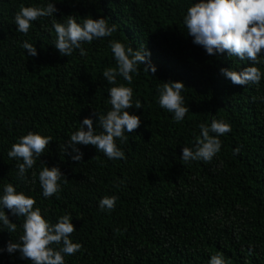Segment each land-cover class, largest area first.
<instances>
[{
  "label": "trees",
  "instance_id": "obj_1",
  "mask_svg": "<svg viewBox=\"0 0 264 264\" xmlns=\"http://www.w3.org/2000/svg\"><path fill=\"white\" fill-rule=\"evenodd\" d=\"M49 2L57 8L52 17L33 21L27 35L17 31L14 16L21 6ZM196 2L0 0V194L11 183L35 199L34 207L50 223L70 215L76 229L70 239L83 247L65 255V264H208L217 253L226 264H264V76L258 85H235L220 72L256 66L264 73V63L208 55L194 44L183 17ZM69 15L80 24L89 16L105 18L117 31L83 44L86 56L78 49L61 56L53 45L52 20L65 23ZM24 41L34 45L35 57L21 47ZM109 41L134 50L144 46L154 76L139 65L131 84L118 76L109 85L102 76L116 67ZM169 80L185 85L181 95L189 111L178 123L158 104L157 88ZM119 84L133 89V102H142V108L126 109L140 117V126L125 133L126 142L116 140L126 159L110 160L92 145H76L83 156L73 160L76 153L71 147L63 152V144L85 117L97 134L102 131L94 111L111 110L108 89ZM213 119L231 125L219 137V153L210 163L183 162V146L193 148L199 125ZM29 131L53 140L26 173L31 180L35 172L36 182L25 184L17 177L22 160L10 159L8 152ZM41 161L68 179L49 198L39 185ZM113 195L115 208L100 210L99 200ZM4 211L17 230L0 229V264H31L7 252V243L23 234V217Z\"/></svg>",
  "mask_w": 264,
  "mask_h": 264
},
{
  "label": "clouds",
  "instance_id": "obj_2",
  "mask_svg": "<svg viewBox=\"0 0 264 264\" xmlns=\"http://www.w3.org/2000/svg\"><path fill=\"white\" fill-rule=\"evenodd\" d=\"M56 11L53 2L40 7L21 6L14 16V24L18 32L27 35L33 21L42 17H52ZM183 24L193 43L203 47L208 55L227 53L229 58L250 60L252 65L264 63V0H198L187 8ZM52 28L56 34L53 43L55 49L61 56L67 57L77 49L81 56H86L87 51L82 47L83 44L109 37L117 31V25L113 23L109 26L105 18L93 19L89 16L80 24L71 15L65 23L52 20ZM109 46L116 61L115 68L109 67L102 72L109 85H116L118 76L131 84L132 74L139 75V65H143V70L154 76L156 67L151 63L149 59L151 54L144 46L134 50L131 46L126 48L119 41H109ZM21 47L27 50L29 56L35 57L38 54L34 45L28 41H24ZM220 72L235 85H258L264 76L256 66L245 67L239 72L221 68ZM184 87L182 81L169 80L157 88L159 106L173 114V119L177 123L181 122L189 111L181 95ZM108 97L111 110L106 114L94 111L102 131L97 134L93 120L85 117L80 122L79 129L71 133L70 139L63 144V152L67 151V147H71L72 152L76 153L72 156L73 160L80 161L83 156L76 145H92L110 160L126 159L125 153L117 147L116 140L126 142L125 133H132L140 126V117L130 114L126 109L133 106L142 108V102L139 99L133 102V89L124 84L110 87ZM252 99L255 100L256 97ZM261 99L264 100V97ZM199 128L201 135L196 138L193 148L185 146L182 148L180 158L185 163L189 161L210 163L221 149L219 137L231 131L229 123L215 119L210 125L200 124ZM52 140L50 136L29 131L11 145L8 157L22 160V163L16 166L19 180L25 184L36 182L35 172L31 180L26 173L33 168L37 158L47 150ZM239 151V148L233 150L234 154H238ZM41 163L44 164L42 161ZM62 178L66 184L68 179L59 167L45 165L38 173L43 197L49 198L61 191ZM116 200L117 197L114 195L105 196L99 200L98 207L102 211H112L116 206ZM35 204L34 198L18 192L11 183L3 187L0 194L2 225L0 229H6L9 233L17 230L16 223L10 221L5 214V208L18 218L23 217V234L19 236L17 242L10 240L6 250L10 254L18 252L22 259L31 261V264H65V255H74L83 247L70 239L71 234L76 231L70 222L71 217L65 214L60 216L56 223H50L42 216L40 209L34 207ZM52 245L59 247L53 248ZM249 253L251 254V248ZM208 264H226V261L221 253H217L210 256Z\"/></svg>",
  "mask_w": 264,
  "mask_h": 264
}]
</instances>
